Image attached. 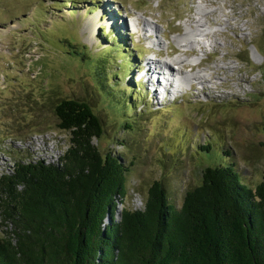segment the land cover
I'll use <instances>...</instances> for the list:
<instances>
[{"label":"rangeland","instance_id":"rangeland-1","mask_svg":"<svg viewBox=\"0 0 264 264\" xmlns=\"http://www.w3.org/2000/svg\"><path fill=\"white\" fill-rule=\"evenodd\" d=\"M114 1L0 0V178L18 161L59 162L70 134L59 128L55 108L78 99L88 102L104 124V136L95 141L101 153L114 151L134 164L128 208H144L156 181L181 208L187 192L201 185L204 170L217 162H231L256 188L264 176V0L203 4L212 14L203 19L207 30L188 37L195 41V55H187L182 45L186 24L200 17L197 2L202 0ZM239 22L243 30L234 31ZM146 23L154 34L141 31ZM153 40L162 45L152 46ZM73 43L74 51L87 48V56L111 55L112 62L104 65L106 81L92 65L96 59L74 55ZM151 59L202 64L186 74L202 72L209 78L217 66L224 70L213 84L190 81L180 95L177 89L167 95L142 76ZM114 85L119 86L114 95H135L137 110L129 111L135 131L124 129L112 94L104 92ZM204 146L212 149L210 156Z\"/></svg>","mask_w":264,"mask_h":264},{"label":"trees","instance_id":"trees-1","mask_svg":"<svg viewBox=\"0 0 264 264\" xmlns=\"http://www.w3.org/2000/svg\"><path fill=\"white\" fill-rule=\"evenodd\" d=\"M69 46L84 61L96 59L106 81L110 54L87 56V48ZM112 87L104 92L119 89ZM117 93L111 98L122 125L135 131V95ZM55 113L70 134L59 162L18 161L0 178V264H264V176L251 188L231 162H217L181 208L160 181L149 187L144 208H128L134 164L95 145L105 127L92 106L68 99Z\"/></svg>","mask_w":264,"mask_h":264},{"label":"bare ground","instance_id":"bare-ground-1","mask_svg":"<svg viewBox=\"0 0 264 264\" xmlns=\"http://www.w3.org/2000/svg\"><path fill=\"white\" fill-rule=\"evenodd\" d=\"M213 1V0H212ZM210 2V0H202L201 2L198 1L197 4H198V11H199V18H192L189 22L186 24L187 26V30L188 32L185 34V44L182 45V48L186 49L185 52L187 55H195V50L193 48L194 44H195V41H192L191 39L189 40L188 37H190L191 35H194V34H198L200 32L203 33V29L207 30L206 29V26L205 23L203 22V19L205 21V18H208L209 15H211L212 13H209L206 8L204 7L205 3H208ZM213 3V2H212ZM204 4V5H203ZM216 5V3H215ZM110 6V5H107L106 6V9L107 7ZM111 7V6H110ZM112 8V7H111ZM223 8V7H222ZM221 8V9H222ZM197 11V12H198ZM119 12V10H118ZM117 12V14H118ZM234 15V14H233ZM232 15V16H233ZM236 15V14H235ZM234 15V16H235ZM100 16L101 15H98L96 16V21L94 23H96L99 19H100ZM118 16V15H117ZM225 17H227V15H224ZM231 16V15H230ZM238 16V15H236ZM235 16V17H236ZM210 17V16H209ZM233 17V18H235ZM228 18V17H227ZM239 20V19H238ZM141 21V20H140ZM220 22V21H219ZM230 20H227L226 23L229 24ZM216 23V22H215ZM147 24V23H146ZM144 24L145 26L141 29L142 32H145L147 34H152L153 31L150 30V25L149 24ZM218 24V23H216ZM211 25V24H210ZM87 27V26H86ZM150 27V28H149ZM208 28V27H207ZM234 31H242L243 28L239 23L235 24L234 26L231 27ZM93 30V33L91 35H95L96 33V29H97V26L94 25L92 26V28H90V30ZM204 30V31H205ZM154 34V33H153ZM150 36V35H149ZM153 38V37H152ZM150 39V38H149ZM152 40V39H151ZM152 46L156 45V46H161L162 43L161 41H158V40H153L152 42ZM197 44V43H196ZM200 44V43H199ZM202 45V44H201ZM204 46V45H202ZM215 47H217V44L215 45ZM181 48V47H180ZM183 51V50H182ZM221 51V50H220ZM175 52V51H174ZM180 52V51H179ZM218 52V51H217ZM216 52V53H217ZM177 53V52H176ZM175 53V54H176ZM215 54V53H214ZM218 54V53H217ZM228 56V55H227ZM230 56V55H229ZM225 57V56H224ZM226 58V57H225ZM222 59V58H221ZM224 59V58H223ZM208 60V59H207ZM216 60V59H215ZM218 61V60H217ZM226 61V60H225ZM204 62V61H202ZM208 62V61H207ZM145 71L147 73V76L145 74H143V77L145 79H149L151 80V88L153 89H157L158 92L161 93V90L162 88H164V91L166 92V94L168 95L169 93H173V90H176L177 89V94L180 95L183 91V88L188 84L187 82H198L200 83L201 85L203 84H213L214 80L218 79V77H215L216 75H219L221 74L220 71L224 70V68L222 66H217L213 74V77L212 78H209L205 75L202 74V72H197L196 74H186V73H189V70H191L192 72L195 71L198 67H200V65L202 64H199V65H187L188 63H186L185 60H182V59H174L173 61H170V62H160L158 60H154L152 61L151 60H148L147 63L145 62ZM204 64V63H203ZM174 65L176 66H179L180 68L179 69H175ZM219 65V64H217ZM198 66V67H197ZM204 66V65H203ZM206 66V65H205ZM204 66V67H205ZM202 67V66H201ZM200 67V68H201ZM190 82V83H191ZM228 87V84H221V87ZM206 87H203L204 90L203 92L206 93L208 92V90H206ZM216 87V86H215ZM219 87V86H218ZM148 88V87H147ZM160 90V91H159ZM154 91V90H153ZM163 91V90H162ZM175 94V93H174ZM177 95L176 98H178L179 96ZM174 98V99H176Z\"/></svg>","mask_w":264,"mask_h":264},{"label":"built area","instance_id":"built-area-1","mask_svg":"<svg viewBox=\"0 0 264 264\" xmlns=\"http://www.w3.org/2000/svg\"><path fill=\"white\" fill-rule=\"evenodd\" d=\"M137 208H139V207H137Z\"/></svg>","mask_w":264,"mask_h":264}]
</instances>
